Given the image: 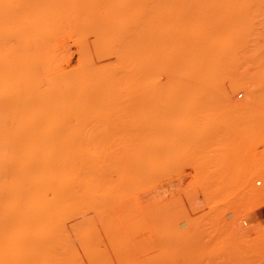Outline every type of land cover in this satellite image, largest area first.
I'll use <instances>...</instances> for the list:
<instances>
[{
  "label": "rangeland",
  "instance_id": "rangeland-1",
  "mask_svg": "<svg viewBox=\"0 0 264 264\" xmlns=\"http://www.w3.org/2000/svg\"><path fill=\"white\" fill-rule=\"evenodd\" d=\"M5 1L0 264H264V0Z\"/></svg>",
  "mask_w": 264,
  "mask_h": 264
},
{
  "label": "bare ground",
  "instance_id": "bare-ground-1",
  "mask_svg": "<svg viewBox=\"0 0 264 264\" xmlns=\"http://www.w3.org/2000/svg\"><path fill=\"white\" fill-rule=\"evenodd\" d=\"M6 1L9 2L8 0H6ZM6 1H5V3H6ZM15 1H17V0H15ZM18 1H19V0H18ZM18 1H17V2H18ZM50 1H51V0H50ZM60 1H61V0H60ZM18 3H19V2H18ZM20 3H21V2H20ZM20 3H19V4H20ZM39 3H40V1H39ZM42 3H44V2L42 1ZM42 3H41V4H42ZM50 3H51V2H50ZM53 3H55V2H53ZM58 3H59V2H58ZM11 4L14 5V3H12V2H11ZM19 4H18V5H19ZM29 4H30V3H29ZM60 4H61V3H60ZM20 5H21V4H20ZM43 5H44V4H43ZM45 5H46V3H45ZM45 5H44V6H45ZM54 5L56 6L57 4H54ZM15 6H16V5H15ZM38 6H39V4H38ZM51 6H52V5H51ZM22 7H23V6H22ZM27 7H28V6H27ZM30 7H32V6L30 5ZM39 7H40V6H39ZM49 7H50V6H49ZM34 8H37V7H34ZM42 8H43V7H42ZM45 8H46V7H45ZM64 8H65V7H64ZM25 9H26V7H25ZM57 9L59 10V8H57ZM66 9H67V8H66ZM16 10H17V9H16ZM31 10H32V9L29 8V11H31ZM35 10H36V9H34V11H35ZM38 10H39V9H38ZM60 10H63V9H60ZM64 10H65V9H64ZM65 11H66V10H65ZM53 12H54V10H53ZM24 13H26V12H24ZM27 13H28V12H27ZM34 13H35V12H34ZM39 13H40V12H39ZM39 13H38V16H39ZM54 13H55V15H56V11H55ZM20 14H21V13H20ZM29 14H30V12H29ZM32 14H33V13L31 12V15H32ZM35 14H36V13H35ZM16 15H17V14H16ZM47 15H48V14H47ZM47 15H46V16H47ZM33 16H34V15H33ZM46 16H45V17H46ZM52 16H54V15H52ZM19 17H20V16H19ZM23 17H24V14H23ZM25 17H26V15H25ZM49 17H50V16H49ZM54 17H55V16H54ZM55 18H56V17H55ZM19 20L21 21L22 18L19 19ZM28 20H29V19H28ZM28 22H29V21H28ZM19 23H20V22H19ZM22 26H23V25H22ZM29 28H30V27H29ZM21 29H22V28H21ZM48 32H50V31H48ZM30 41H31V40H30ZM22 46H23V45H22ZM21 48H22V47H21ZM34 50H35V48H34ZM34 50H33V51H34ZM30 52H32V51H30ZM28 54H29V53H28ZM31 54H34V53H31ZM20 55H24V54H21V53H20ZM26 55H27V54H26ZM26 55H24V56H26ZM34 56H35V55H34ZM34 56H33V58H34ZM26 57H27V56H26ZM26 57H25V59H26ZM29 57H30V56H29ZM21 58L24 59L23 56H21ZM31 58H32V57H30V59H31ZM25 59H24V60H25ZM28 59H29V58H28ZM28 59H27V60H28ZM27 60H26V61H27ZM15 61H16V60H15ZM22 61H23V60H22ZM29 61H30V60H29ZM24 62H25V61H24ZM16 63H18V62H16ZM24 65H25V63H24ZM29 65H30V64H29ZM26 67H27V66H26ZM26 69H27V68H26ZM26 69H25V70H26ZM28 71H31V69L28 70ZM28 74H30V73H28ZM18 76H19V74H18ZM27 76H28V75H27ZM21 77H22V76H21ZM28 77H30V76H28ZM22 78H23V77H22ZM24 79H25L26 82L28 83V80H27L26 78H24ZM30 79H32V78H30ZM30 79H29V80H30ZM25 80H24V81H25ZM30 81H32V80H30ZM27 83H26V85H27ZM29 83L31 84V82H29ZM42 86H43V85H42ZM46 87H47V86H46ZM41 88H42V87H41ZM47 91H48V89H47ZM83 96H84V95H83ZM85 96H86V95H85ZM109 115H110V114H109ZM124 115H125V114H124ZM121 117H122V116H121ZM118 118H119V116H118ZM54 122H55V120H54ZM55 125H56V124H55ZM49 130H50V129H49ZM51 130H52V129H51ZM55 130H56V129H55ZM182 131H183V130H182ZM198 132H199V131H198ZM198 132H197V133H198ZM49 133H50V131H49ZM189 133H190V131H189ZM199 135L201 136V134H199ZM190 136H191V135H190ZM190 136H189V138H190ZM197 137H198V135H197ZM201 137H202V136H201ZM199 138H200V137H199ZM192 139H193V138H192ZM211 139H213V138H211ZM181 141H182V140H181ZM0 142H2V141H0ZM4 143H6V142H4ZM4 143H3V144H4ZM8 143H9V142H8ZM20 143H21V142H20ZM28 143H29V142H28ZM42 143H43V142H42ZM179 143H180V142H179ZM188 143H189V142H188ZM196 143H197V142H196ZM1 144H2V143H1ZM39 144H40V143H39ZM39 144L36 143V145H35V144H31V142H30V144H29L30 147H26V149H20V147H22V146H23V147L26 146V145H21V146L19 147V149L17 148V149H18V154H20L19 156H18V154H17V151H15L16 154H17V156H18V157H17V156H16V157H17L18 159H21V160H17V158H16V160L13 161L14 163L18 164V165H17V166H18V168H17L18 170H19V168H22V169L24 168V167H23V164H24V163H25V164L28 163L29 167H26V165H27V164H26V165H25L26 168H24V169H27V168H28L29 170L32 171V169H30V168H32V166H34V165H36V163H38V162H36L37 159L39 158L38 156H41V157H43V158H45V156H46V159H43V158L40 157L39 159H41V160H38V161H40V162H41V161H44V163H45V164L43 165V170H42V167H40L42 173H41L40 170H38V168H35L36 166L34 167L35 169L32 171V173H35L36 175L34 174L35 176H33V174L31 173V178H32V179H33L34 177L36 178V179H33V180L36 181V185H35V184H34L33 186L29 185V184H30V183H29L30 181L33 182V180H30V179H31V178H30V172H31V171H30V172L28 171V175H26V173L20 175V172H17L18 175H14V174H16V172L13 171L14 167H13L12 169H10L9 171L6 170V171H8V173H10L11 170L13 171V172L11 171V173H13V174H11V175H13V176H11V178L8 176L9 179H10V180L8 179L9 182H8L7 179H4V178H3V177H5V176H2V174H4V173H2V172L0 173V175L2 176L1 178L4 179V182H5V183H4V182H3V183H2V182L0 183V186H1V184H2V187H0L1 189L4 188L5 186H6V188H8V185H9V184H10L9 187H10V186H13V187H12V191H8V193L5 192V195H3V190H4V189H3L2 191H0V240L2 239V236H3L4 231H5V229H4L5 221L8 220V221L11 222V221L14 220L13 218H15V214L18 213V212H15V210L17 211V209H18L17 206H18L19 204H22V203L24 202V204L27 203V204H29L30 206H32V205H34V204H35L36 206H37V205L40 206L41 203L38 202V201H41V202H43L42 205H43V204L46 205L45 202H46L47 200L43 201V199H42V197L45 198L46 195L44 194V196H43L42 193H41V194H37V193H40V192H44V193H46L45 191H46V189H47V187H48V185H49V184H48L49 181H47V180L49 179L50 176H45V175H46V173H48V172H47V171H48V168H47V167H48V165H49V164H48V161H49V158H48V157H49V156L47 157V155L51 154L52 152H51V153H48V152H50V150H49V144H48V146L42 144L41 147L39 146ZM131 144H132V143H131ZM216 144H217V143H216ZM218 144H219V143H218ZM6 145H7V143H6ZM6 145H5V146H6ZM8 145H10V143H9ZM11 145H12V144H11ZM11 145H10V146H11ZM13 145H14V144H13ZM37 145H38L39 147H38ZM174 145H175V144H174ZM183 145H184V144H183ZM210 145H211V144H210ZM5 146L2 147V148L0 147V150L4 149L3 151H5V149H6V147H7V146H6V147H5ZM16 146H17V145H16ZM42 146H43V147H42ZM44 146H45V147H44ZM180 146H182V145H180ZM192 146H193V145H192ZM214 146H215V145H214ZM11 147H12V146H11ZM11 147H10V148L8 147V148L10 149V151H11ZM170 148H171V147H170ZM211 148H212V147H211ZM214 148H215V147H214ZM220 148H221V147H220ZM17 149H16V150H17ZM183 149H184V148H183ZM22 150H24V151L21 152ZM206 150H207V149H206ZM209 150H210V149H209ZM218 150H219V149H218ZM12 151L14 152V150H12ZM12 151H11V152H12ZM47 151H48V152H47ZM149 151H150V150H149ZM161 151H162V150H161ZM19 152H20V153H19ZM153 152H154V151H153ZM3 153H4V152H3ZM148 153H149V152H148ZM219 153H220V152H219ZM1 154H2V152H1ZM4 154H5V153H4ZM8 154H9V151H8ZM21 154H22V156H21ZM151 154H152V152H151ZM160 154H161V153H160ZM196 154H197V153H196ZM209 154H210V153H209ZM37 155H38V156H37ZM44 155H45V156H44ZM54 155H55V154H54ZM143 155H144V154H143ZM143 155H142V156H143ZM51 156H52V155H51ZM51 156H50V157H51ZM139 156H140V155H139ZM146 156H147V155H146ZM166 156H167V155H166ZM175 156H176V155L174 154V157H175ZM23 157H24V158H23ZM36 157H37V159H36ZM52 157H53V156H52ZM52 157H51V158H52ZM181 157H182V156H181ZM1 158H2V157H1ZM4 158H6V157H4ZM10 158H11V159H15L14 157H9V159H10ZM51 158H50V160H51ZM135 158H136V157H135ZM157 158H158V157H157ZM161 158H162V157H161ZM170 158H171V157H170ZM182 158H183V157H182ZM216 158H218V157H216ZM11 159H10V160H11ZM27 159H28V160H27ZM53 159H55V158H53ZM53 159H52L51 161H53ZM138 159H141V158H138ZM138 159H137V160H138ZM167 159H168V158H167ZM7 160H8V158H7ZM10 160H9L10 165H13V164H11L12 162H11ZM25 160H26L27 162H26ZM33 160H34V161H33ZM47 160H48V161H47ZM0 161L2 162L1 159H0ZM4 161H5V160H4ZM4 161H3V162H4ZM15 161H16V162H15ZM17 161H19V162L17 163ZM45 161H46V162H45ZM54 161H55V160H54ZM121 161H122V160H121ZM131 161H132V160H131ZM212 161H213V160H212ZM215 161H216V160H215ZM6 162H7V161H6ZM30 162H31L32 164H31ZM129 162H130V161H129ZM137 162H138V161H137ZM20 163H22V164H20ZM49 163H50V161H49ZM131 163H132V162H131ZM159 163H160V162H159ZM6 164H7V163H6ZM30 164H31L32 166H31ZM33 164H34V165H33ZM47 164H48V165H47ZM126 164H127V163H126ZM212 164H213V163H212ZM216 164H217V163H216ZM0 165H1V164H0ZM10 165H9V166H10ZM21 165H22V166H21ZM46 165H47V166H46ZM50 165H51V163H50ZM52 165H53V164H52ZM129 165H130V164H129ZM156 165H157V164H156ZM214 165H215V164H214ZM3 166H4V165H3ZM5 166H6V165H5ZM5 166H4V167H5ZM7 166H8V165H7ZM14 166H15V164H14ZM17 166H15V167H17ZM30 166H31V167H30ZM37 166H38V164H37ZM44 166H45V168H44ZM54 166H55V164H54ZM125 166H126V165H125ZM145 166H146V165H145ZM150 166H151V165H150ZM11 167H12V166H11ZM131 167H133V166H131ZM147 167H148V166H147ZM213 167H214V166H213ZM215 167H216V166H215ZM6 168H7V167H6ZM6 168H5V169H6ZM8 168H9V167H8ZM134 168H135V167H134ZM155 168H156V167H155ZM5 169L3 170V172H5ZM22 169H20V170H22ZM24 169H23V170H24ZM36 169H37V170H36ZM49 169H51L50 166H49ZM122 169H123V168H122ZM0 170H1V169H0ZM23 170H22V171H23ZM46 170H47V171H46ZM53 170H54V169H53ZM53 170H51V171H53ZM127 170H128V169H127ZM129 170H130V167H129ZM135 170H136V169H135ZM135 170H134V173H135ZM140 170H141V169H140ZM151 170H152V169H151ZM34 171H36V172H38V173H36V172H34ZM43 171H44V172H43ZM45 171H46V172H45ZM122 171H123V170H122ZM122 171H121V172H122ZM148 171H150V170L148 169ZM216 171H217V170H216ZM14 172H15V173H14ZM39 172H40V173H39ZM123 172L125 173L126 171H123ZM6 173H7V172H6ZM21 173H22V172H21ZM23 173H24V172H23ZM124 173H123V174H124ZM41 174H43V176H42ZM52 174H53V172H52ZM123 174H122V175H123ZM128 174H129V173H128ZM136 174H137V173H136ZM9 175H10V174H9ZM19 175H20V177H22V178L18 177ZM37 175H38V176H37ZM39 175H40V177H39ZM47 175H49V174H47ZM133 175H134V174H133ZM15 176H16V179L14 178ZM23 176H24V177H23ZM26 176L29 177V181L26 180ZM32 176H33V177H32ZM52 176H53V175H52ZM131 176H132V175H131ZM131 176H130V177H131ZM8 177H7V178H8ZM43 177H44V178H43ZM126 177H129V175L126 176ZM1 178H0V179H1ZM5 178H6V177H5ZM24 178H25V179H24ZM37 178H39L40 180H38ZM41 178H43V179H41ZM46 178H47V180H46ZM18 179H19L20 181H19ZM21 179H22V180H21ZM124 179H125V178H124ZM129 179H130V178H128V180H129ZM5 180H6V181H5ZM14 180H17V181L15 182ZM25 180H26V181H25ZM41 180H42V182H38V181H41ZM45 180H46V182H47L48 185L46 184ZM118 180L122 181L121 179H118ZM1 181H2V180H1ZM21 181H24V183L26 182L24 185L22 184V187L18 185V183H22ZM135 181H136V180H135ZM6 182L9 183V184H8V185H5V184H7ZM10 182H12V183H10ZM13 182H15L16 185H15V183H13ZM44 182H45V183H44ZM116 182H117V181H116ZM40 183H41V185H42L43 187L40 186V185L38 186V184H40ZM42 183H44V184H42ZM127 183H128V182H127ZM132 183H133V182H132ZM11 184H12V185H11ZM27 184H28V185H27ZM128 184H129V183H128ZM44 185H45V186L47 185V186L45 187ZM3 186H4V187H3ZM26 186H28L27 188H30L31 191H30V189H26V188H25ZM30 186H31V187H30ZM34 186H36V188H34ZM86 186H87V185H86ZM124 186H125V185H124ZM16 187L21 188V189L15 190ZM37 187H38V188H37ZM39 187H40V188H39ZM121 187H122V185H121ZM13 188H14V189H13ZM23 188H25V189H23ZM32 188H34V189H36V190H32ZM43 188H45V189H43ZM9 189H10V188H9ZM16 189H17V188H16ZM86 189H87V187H86ZM14 190H15V191H14ZM19 190H20V191H19ZM37 190H39V191H37ZM40 190H42V191H40ZM43 190H45V191H43ZM94 190H95V189H94ZM4 191H5V190H4ZM33 191H34V192H33ZM85 191H86V190H85ZM9 192H10V193H9ZM12 192H13V193H12ZM95 193H96V192H95ZM85 194H86V193H85ZM20 195H23V196H22V197H24L23 201L20 199ZM39 195L42 196V197H39ZM35 196H36V197L38 196L37 198H40V199H37ZM95 196H96V195H95ZM100 200H101V199H100ZM21 201H22V202H21ZM94 201H95V200H94ZM37 203H38V204H37ZM39 203H40V204H39ZM47 203H48V201H47ZM81 203H82V202H81ZM106 203H107V202H106ZM6 205H7V207H9L8 205H11V207L7 208V209L10 210V211H9L10 213L8 212L9 215H8L7 213L5 214L7 218L5 217L4 212H3V211H4V208H5ZM46 206H48V205H46ZM88 206H89V205H88ZM13 207H14V209H12V211L14 210V212H12L11 209H10V208H13ZM15 207H16V209H15ZM23 207H24V206H23ZM34 207H35V206H34ZM44 207H45V206H44ZM86 207H87V206H86ZM37 208H38V207H37ZM92 208H94V207H92ZM20 209H21V207H20ZM40 209H41V208H40ZM90 209H91V208H90ZM101 212H102V210H101ZM31 216H32V215H31Z\"/></svg>",
  "mask_w": 264,
  "mask_h": 264
}]
</instances>
